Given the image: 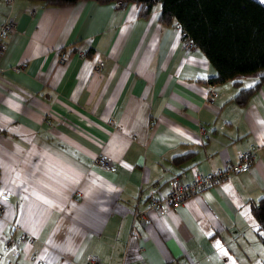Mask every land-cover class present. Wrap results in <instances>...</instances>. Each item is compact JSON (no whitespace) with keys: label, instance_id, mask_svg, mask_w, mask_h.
Wrapping results in <instances>:
<instances>
[{"label":"crops","instance_id":"0c3cea01","mask_svg":"<svg viewBox=\"0 0 264 264\" xmlns=\"http://www.w3.org/2000/svg\"><path fill=\"white\" fill-rule=\"evenodd\" d=\"M136 10L0 0V23L14 22L0 55V264H264L248 210L264 194V78L242 104L235 93L260 71L212 83L207 102V59L182 49L158 3L146 18ZM245 151L248 168L162 215L148 209L147 223L134 217L151 187L165 193L167 178L187 183ZM21 232L28 242L2 248Z\"/></svg>","mask_w":264,"mask_h":264},{"label":"trees","instance_id":"16d2710c","mask_svg":"<svg viewBox=\"0 0 264 264\" xmlns=\"http://www.w3.org/2000/svg\"><path fill=\"white\" fill-rule=\"evenodd\" d=\"M40 1L43 5L58 6L72 4L78 0ZM94 1L133 2L137 6L136 15L141 18H146L152 5L158 3L157 20L163 25L178 26L181 44L191 39L193 42L191 49L196 47L212 67L213 73L205 79L202 78L206 85L219 83L225 79H231V83L237 85L239 77L260 71L251 87L238 88L234 99L239 104L244 103L249 93L264 78V3L259 0ZM59 52L67 55L62 49ZM90 52L91 49H87L82 54L88 56ZM248 210L254 219L258 240L264 248V194L249 200ZM15 237L16 235L13 236L14 239ZM15 244L17 242L12 241L9 246Z\"/></svg>","mask_w":264,"mask_h":264},{"label":"built area","instance_id":"2783aa9c","mask_svg":"<svg viewBox=\"0 0 264 264\" xmlns=\"http://www.w3.org/2000/svg\"><path fill=\"white\" fill-rule=\"evenodd\" d=\"M118 3L120 1H117ZM14 29V22L11 19L5 18L0 23V55L5 49V38L7 34ZM184 49L188 50L193 46L191 39H187L186 42L182 43ZM65 53L59 52L57 54V61L61 62L64 60ZM25 62H21L19 65L14 66V69L20 70L24 67ZM96 66L100 65V60L96 59ZM216 95V91L212 84H208V90L205 96L207 102H211L213 97ZM205 128L203 126H198V133H204ZM251 158V151H245L240 154L239 159L235 162L224 160L222 165L214 171L209 173H198L187 183H180L176 177H169L166 180L167 189L165 193H159L155 186L151 187L147 194L142 197L146 201V208L132 209L134 217L139 219L143 223L149 221V216L147 210H153L156 214L162 215L170 210H174L179 206L186 196L194 193L200 192L209 186L217 183L222 178H224L229 172H236L248 168L249 161ZM94 161L100 165H107L108 161L104 154H98ZM8 196L4 192H0V212L3 210L2 202L7 200ZM30 236L21 232L16 235L15 239L13 236L8 235L4 238V244L10 245L12 241L21 242L29 241ZM87 264H99L98 258L94 254H88L86 257Z\"/></svg>","mask_w":264,"mask_h":264},{"label":"rangeland","instance_id":"374dc122","mask_svg":"<svg viewBox=\"0 0 264 264\" xmlns=\"http://www.w3.org/2000/svg\"><path fill=\"white\" fill-rule=\"evenodd\" d=\"M180 44H181V43H180ZM181 46H182V44H181ZM182 47H183V46H182ZM190 49H191V48H190ZM188 50H189V49H188ZM99 60H100V59H99ZM250 82H252V80H251V79H248V83H250ZM27 235H28V234H27ZM7 236H8V235H7ZM5 237H6V236H5ZM3 242H5L4 239H3ZM24 242H27V241H24ZM18 243H20V242H17V244H18ZM2 248H3V249H7V248H11V247H10L8 244L5 243V244L2 246Z\"/></svg>","mask_w":264,"mask_h":264},{"label":"snow or ice","instance_id":"6c2138e0","mask_svg":"<svg viewBox=\"0 0 264 264\" xmlns=\"http://www.w3.org/2000/svg\"><path fill=\"white\" fill-rule=\"evenodd\" d=\"M260 2H261V3H264V0H260ZM249 87H251V85H249ZM45 187H47V186L45 185ZM25 199H27V197H25ZM37 199H40V197L38 196ZM43 202H44V203H50V201H48V200H46V199H45ZM217 247H219V245H217Z\"/></svg>","mask_w":264,"mask_h":264}]
</instances>
